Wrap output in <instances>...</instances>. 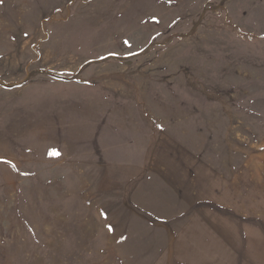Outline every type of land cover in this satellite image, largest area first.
<instances>
[{
  "label": "rangeland",
  "instance_id": "rangeland-1",
  "mask_svg": "<svg viewBox=\"0 0 264 264\" xmlns=\"http://www.w3.org/2000/svg\"><path fill=\"white\" fill-rule=\"evenodd\" d=\"M0 264H264V0H0Z\"/></svg>",
  "mask_w": 264,
  "mask_h": 264
},
{
  "label": "trees",
  "instance_id": "trees-1",
  "mask_svg": "<svg viewBox=\"0 0 264 264\" xmlns=\"http://www.w3.org/2000/svg\"><path fill=\"white\" fill-rule=\"evenodd\" d=\"M14 85H15V83L5 84V86H7V87H13Z\"/></svg>",
  "mask_w": 264,
  "mask_h": 264
}]
</instances>
